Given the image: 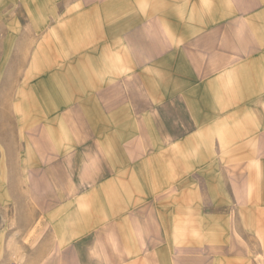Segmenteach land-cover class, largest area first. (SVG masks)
I'll return each mask as SVG.
<instances>
[{"label": "rangeland", "instance_id": "obj_1", "mask_svg": "<svg viewBox=\"0 0 264 264\" xmlns=\"http://www.w3.org/2000/svg\"><path fill=\"white\" fill-rule=\"evenodd\" d=\"M153 5L160 0H0V264H109L113 238H63L117 187L199 210L201 233L214 222L218 245L226 230L243 237L246 253L228 260L264 264V143L244 131L226 144L221 130L197 144L176 105L155 111ZM212 145V159L199 162V147ZM172 237L168 258L189 264Z\"/></svg>", "mask_w": 264, "mask_h": 264}, {"label": "crops", "instance_id": "obj_2", "mask_svg": "<svg viewBox=\"0 0 264 264\" xmlns=\"http://www.w3.org/2000/svg\"><path fill=\"white\" fill-rule=\"evenodd\" d=\"M154 6H148V93L155 97V111L162 114L176 105L184 122L179 127L192 128L197 144V138L210 144L223 132L232 145L244 131L255 134L258 146L264 143V0H160ZM212 150L213 145L210 151L199 147L196 158L212 159ZM117 190L112 199L99 195L95 212L75 220L63 239L105 243L113 238L119 248L107 249L106 255L115 257L109 264H173L164 245L171 230L175 247L193 255L189 264H243L226 258V252L233 257L245 252L240 234L226 230L218 245L211 240L214 222L205 221L201 233L199 210L190 212L168 198L148 200V187ZM148 238L154 253L148 251Z\"/></svg>", "mask_w": 264, "mask_h": 264}]
</instances>
